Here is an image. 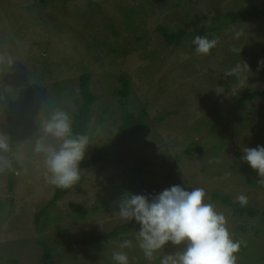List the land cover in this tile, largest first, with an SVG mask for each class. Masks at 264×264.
Segmentation results:
<instances>
[{
  "label": "rangeland",
  "instance_id": "rangeland-1",
  "mask_svg": "<svg viewBox=\"0 0 264 264\" xmlns=\"http://www.w3.org/2000/svg\"><path fill=\"white\" fill-rule=\"evenodd\" d=\"M252 5L264 7V0H0V133L7 135L6 118L24 88L39 85L33 112L20 128L22 140L13 150L29 159L0 171V264H39L38 237L54 248L49 264H114L112 252L123 240L63 247L54 241L55 233L67 230L59 240L74 241L124 222L112 198L131 192L125 182L147 159L159 166L139 174L135 194L145 195L147 185L161 183L172 169L170 186L203 187L206 202L226 217L232 238L243 242L236 264H264V176L242 160L244 147L264 146V96L238 101L246 92L264 89V64L259 63L264 61V19L228 23L216 34L211 29L228 11ZM157 25L195 34L167 44ZM196 35L219 43L210 54L198 55L192 43ZM86 73L96 95L86 154L117 131L121 97L114 92L123 76L130 84L129 109H145L148 126L109 159L83 169V182L55 202L49 225L38 230L35 213L51 199L54 187L45 182L30 146L52 108L71 116L79 76ZM214 192L232 202L244 195L258 213L234 214L211 200ZM138 230L136 225L123 234L133 240V247L124 249L130 264H160L164 254L182 247L169 243L150 262L135 246Z\"/></svg>",
  "mask_w": 264,
  "mask_h": 264
},
{
  "label": "clouds",
  "instance_id": "clouds-1",
  "mask_svg": "<svg viewBox=\"0 0 264 264\" xmlns=\"http://www.w3.org/2000/svg\"><path fill=\"white\" fill-rule=\"evenodd\" d=\"M192 43L198 55L206 56L219 41L196 35ZM7 62L13 64L10 58ZM38 132L30 150L32 156L40 158L45 182L62 189L76 185L81 179L79 165L92 144L90 137L75 133L71 116L60 107L52 108L40 121ZM28 159L24 151H13L10 137L0 133V171L12 169L14 163L23 165ZM242 160L264 176V146L244 147ZM206 195L203 187L189 190L180 185L154 195L125 193L118 205V215L127 223L134 221L139 225V230L134 231L135 246L150 262L171 243L182 247L164 254L160 264H236V253L243 242L232 238L226 217L206 202ZM237 200L241 205L247 203L244 195ZM118 247L120 250H113L111 256L114 264H130L124 249H131L133 240L125 239Z\"/></svg>",
  "mask_w": 264,
  "mask_h": 264
},
{
  "label": "trees",
  "instance_id": "trees-1",
  "mask_svg": "<svg viewBox=\"0 0 264 264\" xmlns=\"http://www.w3.org/2000/svg\"><path fill=\"white\" fill-rule=\"evenodd\" d=\"M43 2V1H42ZM264 19V7L252 5L244 10H236V11H228L224 15V21H221L218 25L212 26L211 29L213 30L214 34L217 33L218 29L225 24H248L257 22L259 20ZM156 31L162 36V39L167 44H175L180 39L185 36L193 35L195 32L190 33L189 31L182 30L177 28L172 31L166 30L162 25L156 26ZM121 87L115 89V94L121 97L120 102V121L117 128V131L112 139L105 142L101 145L93 154H86L83 161L80 163L81 168V179L79 182L72 186L77 187L83 182V175L82 170L88 169L92 166H95L101 163L104 160L109 159L116 151L117 147H121L129 142H132L133 139L139 132L142 130L147 129L148 121L147 119V112L145 109H140L138 113H134L129 109L127 104V100L129 97L130 91V84L128 78L125 76L121 77L120 79ZM62 88V87H61ZM60 88V89H61ZM39 85L37 83H31L27 85L23 90V97L21 98L19 104H13L11 113L6 118V128H7V135L10 137V144L14 150V148L18 145V143L22 140V135L20 132V128L26 123L28 115H30L32 110V103L38 93ZM264 96V89L263 90H255L251 92L244 93L238 101L243 100H250L256 97ZM96 101V95L94 94V89L92 87V82L89 74H81L79 76V99L77 100L76 108L71 114L72 118V126L73 131L78 134H87L88 132V125L91 120V111L94 102ZM162 166V163H160ZM159 166V163H154L153 160L147 159L140 162L137 166V172L132 176L130 182L126 181L125 185H129L131 192L125 193H132L135 194V190L141 180L140 173L146 170L147 166ZM155 172V169H151ZM173 170L171 169L169 173H167L161 183L157 184L156 186L147 185V194H158L162 190L171 187V179H172ZM128 175V172H125ZM14 172L11 171L9 174V189H12L14 186ZM71 187V188H72ZM68 189L62 188H55L54 193L51 199L42 206L39 212L35 213V223H37L38 230L43 229L44 226L49 225L48 220V213L49 209L55 204L56 201L61 199L66 193L69 192ZM124 193V194H125ZM123 194V195H124ZM114 196L112 200L114 201V205H119L122 196ZM211 200L218 201L223 205H226L231 208L234 214L239 215H247L249 217L255 216L258 211L255 209L250 208L247 204L241 205L238 201L232 202L231 198L227 195H220L217 192L212 193ZM98 203V202H97ZM2 204H0V208ZM42 223V226L40 225ZM136 225V222H122L117 224L114 228L109 231L102 232L99 234L94 235H85L79 239H75L74 241H64L61 242L59 240V236H63L68 234L67 230L57 231L55 233L56 237L54 241L56 244H59L63 247L68 246H89L93 244L105 243L111 240H116V238L120 240H125L126 236L123 234L129 232L133 229ZM37 242L40 246L41 255H40V262L39 264H49L51 259L53 258L54 248L51 247L46 240L43 238L38 237ZM244 247H240L239 252L242 254Z\"/></svg>",
  "mask_w": 264,
  "mask_h": 264
}]
</instances>
